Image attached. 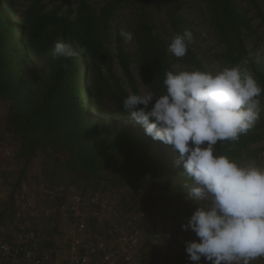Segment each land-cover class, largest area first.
I'll list each match as a JSON object with an SVG mask.
<instances>
[{
	"label": "trees",
	"instance_id": "16d2710c",
	"mask_svg": "<svg viewBox=\"0 0 264 264\" xmlns=\"http://www.w3.org/2000/svg\"><path fill=\"white\" fill-rule=\"evenodd\" d=\"M123 1L110 0L98 13L87 0H61L49 12L43 7L31 8L16 24L12 4L0 0V103L7 105L11 125L20 133L27 154L56 143L59 152L66 153L64 161L88 179L112 167H118L126 178H157L162 164L153 155L155 149L151 145L166 148L162 159L176 164L178 158L171 145L146 135L143 126L123 108L129 94L142 92L119 38L117 57L125 87L117 84L115 90H109L107 109L101 92L86 90L85 99L90 106L84 103L76 74L79 70L86 73L87 65L94 62L97 54L103 56L111 17ZM185 1L204 5L209 24L225 48L221 58L226 67L239 65L253 74L264 89V50L254 52L247 48L246 38L254 31L252 19L242 12L236 0ZM249 1L264 22V11L255 0ZM65 7L67 13L59 17L57 13ZM169 22L175 35L188 29L187 21L178 13L173 12ZM135 37L142 80L149 92L161 95L165 73L173 71L166 45L149 21H139ZM57 41L67 43L73 56L53 59ZM187 59L195 70L206 71L190 45ZM258 99L263 107L264 92ZM169 150L176 156L168 154ZM214 154L228 156L239 164L249 158L261 159L264 114L239 141L218 142Z\"/></svg>",
	"mask_w": 264,
	"mask_h": 264
},
{
	"label": "rangeland",
	"instance_id": "374dc122",
	"mask_svg": "<svg viewBox=\"0 0 264 264\" xmlns=\"http://www.w3.org/2000/svg\"><path fill=\"white\" fill-rule=\"evenodd\" d=\"M8 1L16 14V24H20L27 11L33 7H43L45 12H49L61 3V0ZM87 1L99 13L110 0ZM255 1L264 11V1ZM236 2L242 12L252 19L254 31L246 38L247 48L254 52L263 51L262 18L257 16L249 0ZM173 12L187 21V28L193 34L190 46L205 70L215 73L226 67L221 58L225 48L211 28L202 3L185 0H124L111 17L103 56L97 54L94 62L87 65L86 73L79 70L76 74L87 106H90V102L85 99L86 90L101 92L102 104L107 109L109 90H115L117 84L125 87L117 57L118 38L129 56L142 94L149 92L138 69L135 31L140 20L149 21L168 48L175 35L169 22ZM121 28L133 33L131 43L124 42L120 36ZM167 53L174 72L195 70L187 54L177 59ZM261 108L264 109V106ZM261 114H264V110ZM19 134L11 125L7 105L0 103V231L4 230L0 235L11 248L16 250L20 244L26 245L29 236L34 234L35 248L39 253L52 256V264H66L70 257V242L64 232L74 222L70 218L71 213L63 215L60 209L73 202L80 204L82 217L94 235L98 236L96 238L116 236V231L120 230L131 233L137 239V264H211L204 258L200 262L188 259L186 242L199 238L191 230L185 231L182 226L199 205L187 196L184 184L190 181L181 175L184 171L182 164L177 166L171 159H162L166 148L150 146L155 149L153 155L162 164L159 176L155 179L149 176L126 178L118 167L103 169L88 179L81 176L72 164L64 161L66 153L59 152L58 144L52 143L33 154H27ZM168 152L173 154L171 150ZM251 161L264 168V155L261 159L249 158L240 164ZM10 260H13V264L30 262L19 255L10 257ZM250 264H264V260L259 257Z\"/></svg>",
	"mask_w": 264,
	"mask_h": 264
},
{
	"label": "clouds",
	"instance_id": "9594fccd",
	"mask_svg": "<svg viewBox=\"0 0 264 264\" xmlns=\"http://www.w3.org/2000/svg\"><path fill=\"white\" fill-rule=\"evenodd\" d=\"M67 11L65 7L57 15L63 17ZM120 36L125 43L134 39L124 28ZM192 41V32L185 29L173 36L167 51L183 58ZM71 56L67 43H55L53 59ZM163 87L161 95L129 94L123 108L146 135L178 152L175 163L182 164L181 175L190 181L184 184L187 196L199 205L182 226L199 238L186 242L188 259L250 264L264 257V168L255 161L239 164L214 154L218 142L235 143L256 125L264 110L258 99L264 89L239 65L215 73L168 71Z\"/></svg>",
	"mask_w": 264,
	"mask_h": 264
},
{
	"label": "built area",
	"instance_id": "2783aa9c",
	"mask_svg": "<svg viewBox=\"0 0 264 264\" xmlns=\"http://www.w3.org/2000/svg\"><path fill=\"white\" fill-rule=\"evenodd\" d=\"M60 213H71L70 218L74 222L64 232L70 242V257L66 264H137V239L131 233L120 230L116 231V236L96 238L98 236L94 235L82 217L80 204L72 202L62 206ZM3 232L0 231V234ZM34 239L35 235L31 234L26 245L20 244L15 250L0 235V264H13L10 257L18 255L30 260L29 264H52V256L39 253ZM261 258L264 260V257Z\"/></svg>",
	"mask_w": 264,
	"mask_h": 264
}]
</instances>
